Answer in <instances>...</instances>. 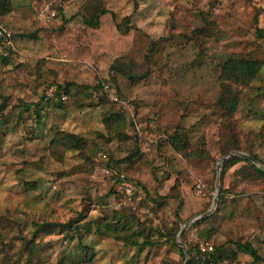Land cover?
<instances>
[{
  "label": "rangeland",
  "instance_id": "1",
  "mask_svg": "<svg viewBox=\"0 0 264 264\" xmlns=\"http://www.w3.org/2000/svg\"><path fill=\"white\" fill-rule=\"evenodd\" d=\"M0 3V264H264V0Z\"/></svg>",
  "mask_w": 264,
  "mask_h": 264
},
{
  "label": "trees",
  "instance_id": "2",
  "mask_svg": "<svg viewBox=\"0 0 264 264\" xmlns=\"http://www.w3.org/2000/svg\"><path fill=\"white\" fill-rule=\"evenodd\" d=\"M0 6H1V3H0ZM108 10L105 9L104 7H101L100 8V11L91 15V16H85L84 17V21L85 23L88 25V26H91V27H94V26H97L98 25V21H99V16L105 12H107ZM0 14H1V11H0ZM104 86V84H100L99 87L102 88ZM226 103V102H224ZM23 106L25 108H28L29 107V104L28 103H25L23 104ZM229 150L227 151H224V153L228 152ZM240 156H231L227 161H234L236 158H239ZM241 158H244V159H247V160H251L248 156H242ZM231 159V160H230ZM260 173H263V172H260ZM118 180H121V177L119 176L118 177ZM223 245H219L215 248V252H204V253H208L207 254V257L204 258L203 255H201L202 253L199 252L198 254V262L199 264H210L212 262H215L217 261L218 259H222L223 258V255L221 254H217L216 253V250H223ZM235 250L232 252V255L235 257L239 252L240 253H245V254H249L250 256L253 257V259L255 260H259L260 259V256L256 250V248L249 242H235Z\"/></svg>",
  "mask_w": 264,
  "mask_h": 264
},
{
  "label": "built area",
  "instance_id": "3",
  "mask_svg": "<svg viewBox=\"0 0 264 264\" xmlns=\"http://www.w3.org/2000/svg\"><path fill=\"white\" fill-rule=\"evenodd\" d=\"M2 34H3L2 30H0V35H2ZM123 183H124V185L126 186V188L128 190H131L132 186L130 184H128L126 182H123ZM203 186H204V184L201 181H199V182L196 183V188H197L198 191L201 190ZM202 249L205 252H209L210 249H211V247L210 248H206V247L202 246Z\"/></svg>",
  "mask_w": 264,
  "mask_h": 264
},
{
  "label": "water",
  "instance_id": "4",
  "mask_svg": "<svg viewBox=\"0 0 264 264\" xmlns=\"http://www.w3.org/2000/svg\"><path fill=\"white\" fill-rule=\"evenodd\" d=\"M229 155H230V154H229ZM229 155H228V156H229Z\"/></svg>",
  "mask_w": 264,
  "mask_h": 264
}]
</instances>
